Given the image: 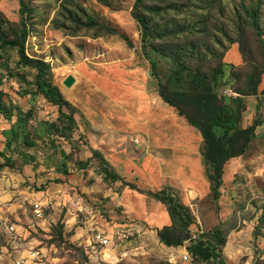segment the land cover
<instances>
[{
  "label": "rangeland",
  "instance_id": "obj_1",
  "mask_svg": "<svg viewBox=\"0 0 264 264\" xmlns=\"http://www.w3.org/2000/svg\"><path fill=\"white\" fill-rule=\"evenodd\" d=\"M134 4L25 0V55L49 67L46 78L73 109L82 137H73L77 148L51 131L57 106L37 93L35 70L17 64L16 49H0V98L12 115L7 120L0 114L2 218L37 250L28 264H212L189 248L200 237L216 245V230L225 264H264V76L256 96L235 93L244 89L252 67L263 63L247 25L257 1L144 0L136 11L156 35L165 36L155 43L162 52L179 53L201 74L223 62L226 86L218 94L237 100L241 134L255 126L244 153L225 165L218 199L206 174L201 134L158 94L142 50V28L132 17ZM81 8L97 23L91 30L82 25ZM0 12L20 28L17 0H0ZM260 17L264 33V0ZM98 24L129 37L132 47L118 35H102ZM241 24L247 30L245 55L237 42ZM4 32L8 40L15 38L10 28ZM157 58L158 73L165 76L170 59ZM67 76L75 78L70 88L63 85ZM17 109L25 119L19 126ZM12 126L17 135L6 136ZM244 141L241 135L238 143ZM89 147L101 151L123 180L106 181ZM163 190L187 207L195 222L190 234L172 236L182 242L178 247L166 246L158 234L171 226L166 206L143 193ZM33 203L41 217L34 215ZM99 233L108 238L107 245L98 241ZM13 248L0 230V264H13Z\"/></svg>",
  "mask_w": 264,
  "mask_h": 264
},
{
  "label": "trees",
  "instance_id": "obj_2",
  "mask_svg": "<svg viewBox=\"0 0 264 264\" xmlns=\"http://www.w3.org/2000/svg\"><path fill=\"white\" fill-rule=\"evenodd\" d=\"M17 1L19 4L20 28H15L14 25L0 12V49L6 47L16 49L19 55L17 64L28 66L29 69L35 70L36 74L34 76L33 84L37 93L41 94L49 104L57 106L58 116L56 121L50 124L51 131L56 135H62L67 141H71L73 147L80 148L77 145V141L73 138L74 135L77 134V124L74 119V111L63 99L59 90L52 86L47 80L45 72L49 70V67L41 62H33L25 55L24 44L27 38L26 21L24 17V12L26 11L25 0ZM143 1L144 0H135L132 17L142 28V50L151 65L152 76L157 79L158 94L166 104L174 108L181 117L186 119L191 127L201 134L204 141L202 157L204 165L206 166V174L211 185V192L213 193L214 198L218 199L220 196L219 190L222 185L225 165L230 159L244 153L250 143V138L255 130V126L249 131L241 134L236 128L235 121V104L237 103V100L234 97H220L218 94L219 89L226 86V83L223 82L225 74L223 62H220L216 67L212 68L210 72L201 74L198 69H192L189 67L179 53L173 54L170 52H162L161 48L155 45L157 40L163 39L165 36L156 35L150 24L139 13H136L138 8L141 7ZM256 1V9L251 13V24L247 25L255 37V42L259 46L263 56V63L261 66L252 67L251 74L246 78L244 89L235 92L239 96H256L264 76V33L260 24V11L263 0ZM80 12L85 17V22L82 24L83 27L87 30L94 28L97 24L95 20L92 17L87 16L83 8L80 9ZM78 21L81 23L80 19H78ZM98 25V30L102 35H118L123 41H126L129 46L132 47L129 37L120 34L111 27L101 24ZM244 27H246L245 24L239 26L242 36L240 38L241 40L237 41L242 55H245V47L247 44V30H245ZM4 28H10L14 32L15 38L8 40L5 36ZM157 55L170 59L171 67L165 76H161L158 73L159 60ZM194 71H196L195 74H192ZM192 83H198L202 86L201 89L196 90V88H192ZM27 94L28 92H23V95ZM16 112V123L17 126H19L22 122H25V119L20 109H17ZM0 114H3L7 120H10L12 116L11 112L6 111L1 98ZM17 126H12L9 130L5 131L4 134L6 136L17 135ZM77 135L79 139L82 137L79 134ZM241 135H245V141L243 144L238 143ZM84 143L86 146H89L88 141H85ZM6 144H10L9 139H7ZM30 144H34V142H31ZM89 149L93 156L100 159V163L103 167V177L106 181L108 179L123 180V177L116 172L112 163L101 151L92 147H89ZM61 154L65 158L66 153L61 150ZM60 166L65 167L66 161L62 160ZM62 170V172L66 171L65 168ZM123 184L128 185L131 188H136L135 183L124 180ZM143 193H146L156 201L165 205L170 216L171 226L165 227L158 233L161 242L168 247H178L182 245L181 241H176L172 236L178 232L190 234L191 226L195 222L189 209L181 205L165 190L159 192L148 191ZM220 235L221 231L216 230V245L207 244V242L203 241L201 237L195 238L193 242L194 244L189 250L201 260L211 261L212 264H225V261L221 259V255L217 248Z\"/></svg>",
  "mask_w": 264,
  "mask_h": 264
},
{
  "label": "built area",
  "instance_id": "obj_3",
  "mask_svg": "<svg viewBox=\"0 0 264 264\" xmlns=\"http://www.w3.org/2000/svg\"><path fill=\"white\" fill-rule=\"evenodd\" d=\"M3 205H4V201L2 198V191L0 189V230L2 233H6L11 238L12 244H14L13 264H28L26 263L27 261L26 259L28 258L30 260L35 259L37 255V250H35L34 245H32V243L29 240L25 238L22 239V237L20 236L18 237V235H16L14 224L7 223L4 220V218H2ZM32 210L36 217L42 216L41 208L37 203L32 204ZM97 239L102 245H107L109 243L108 238L100 233L97 235ZM188 260H189V255L187 254L184 256V261H188Z\"/></svg>",
  "mask_w": 264,
  "mask_h": 264
},
{
  "label": "water",
  "instance_id": "obj_4",
  "mask_svg": "<svg viewBox=\"0 0 264 264\" xmlns=\"http://www.w3.org/2000/svg\"><path fill=\"white\" fill-rule=\"evenodd\" d=\"M75 83V78L73 76H67L63 81V85L66 88H70Z\"/></svg>",
  "mask_w": 264,
  "mask_h": 264
}]
</instances>
